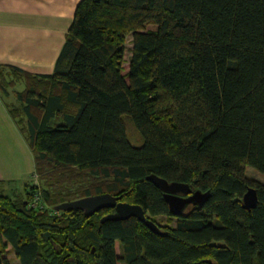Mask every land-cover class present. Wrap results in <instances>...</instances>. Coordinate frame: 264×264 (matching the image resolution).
I'll return each instance as SVG.
<instances>
[{
	"label": "trees",
	"instance_id": "1",
	"mask_svg": "<svg viewBox=\"0 0 264 264\" xmlns=\"http://www.w3.org/2000/svg\"><path fill=\"white\" fill-rule=\"evenodd\" d=\"M0 96L35 162L0 182V264H264V0H80L54 72L0 64ZM151 174L210 198L172 215ZM106 192L175 225L56 209Z\"/></svg>",
	"mask_w": 264,
	"mask_h": 264
},
{
	"label": "crops",
	"instance_id": "2",
	"mask_svg": "<svg viewBox=\"0 0 264 264\" xmlns=\"http://www.w3.org/2000/svg\"><path fill=\"white\" fill-rule=\"evenodd\" d=\"M79 2L0 0V64L53 73ZM34 174L33 153L0 96V182L22 189Z\"/></svg>",
	"mask_w": 264,
	"mask_h": 264
},
{
	"label": "water",
	"instance_id": "3",
	"mask_svg": "<svg viewBox=\"0 0 264 264\" xmlns=\"http://www.w3.org/2000/svg\"><path fill=\"white\" fill-rule=\"evenodd\" d=\"M147 179L152 181L163 192L169 205L170 213L175 216L182 215L190 205H204L211 195L210 191L203 192L199 189H194L188 183L170 182L156 174L147 176ZM121 198V195H114L109 192L94 194L62 202L56 206V209L67 211L80 209L85 212L86 216H91L102 208L110 207L114 208L115 211L105 215L101 220L102 222L136 217L140 221L145 222L152 230H159V225L146 214L140 204L123 201Z\"/></svg>",
	"mask_w": 264,
	"mask_h": 264
},
{
	"label": "rangeland",
	"instance_id": "4",
	"mask_svg": "<svg viewBox=\"0 0 264 264\" xmlns=\"http://www.w3.org/2000/svg\"><path fill=\"white\" fill-rule=\"evenodd\" d=\"M132 45H133L132 44V35L130 34L128 36V41L126 44V54H125V64H124L125 71H128V68H129V59L131 56ZM127 131H128V137L134 145L135 144H141L143 142V138H142L141 134L139 133L137 128L134 126V124L129 119L127 120ZM246 173L249 177L256 178L259 180L264 179L263 176L253 167L247 166ZM157 220H158V223L157 222L156 223L159 226L160 225L163 226L166 223H168L169 225H175V222H176L175 218H171V217L165 216V215L158 216ZM118 251H119V248H118ZM7 257L10 261V264H20V261L17 259L16 254L14 253L13 250L9 251Z\"/></svg>",
	"mask_w": 264,
	"mask_h": 264
},
{
	"label": "built area",
	"instance_id": "5",
	"mask_svg": "<svg viewBox=\"0 0 264 264\" xmlns=\"http://www.w3.org/2000/svg\"><path fill=\"white\" fill-rule=\"evenodd\" d=\"M39 197L37 196L36 198H35V200L33 201V203H32V205L33 206H37L38 204H39Z\"/></svg>",
	"mask_w": 264,
	"mask_h": 264
},
{
	"label": "flooded vegetation",
	"instance_id": "6",
	"mask_svg": "<svg viewBox=\"0 0 264 264\" xmlns=\"http://www.w3.org/2000/svg\"><path fill=\"white\" fill-rule=\"evenodd\" d=\"M182 195V194H181Z\"/></svg>",
	"mask_w": 264,
	"mask_h": 264
}]
</instances>
